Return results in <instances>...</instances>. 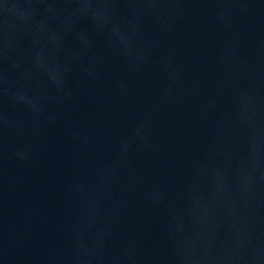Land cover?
<instances>
[{
	"label": "water",
	"instance_id": "obj_1",
	"mask_svg": "<svg viewBox=\"0 0 264 264\" xmlns=\"http://www.w3.org/2000/svg\"><path fill=\"white\" fill-rule=\"evenodd\" d=\"M48 6L53 14L28 28L17 53L21 69L0 62V74L7 68L11 82L23 73L33 91L47 94L54 92L55 80L66 76L78 103L59 109L46 104V112L55 113L54 125L40 117L37 137L6 135L0 141V264H65L84 203L73 186L79 182L77 187L90 194L113 167L120 183L104 199L90 229H107L112 251L128 240L137 254L166 257L173 241L183 239L184 264H246L251 252L233 244L236 217L229 212L238 203L244 174L258 177L264 168V0H182L172 36L159 35L146 20L144 31L153 43L135 74L108 47L104 34L70 14L77 4L47 0L41 12ZM134 6L90 0L82 11L103 27L106 17L97 9L111 7L117 16H127ZM24 7V0H0V53L4 22L19 24ZM169 50L178 69L171 85L156 63ZM97 58L102 59L98 75L89 79L81 67ZM117 77L127 86L126 97L116 92ZM249 86L259 90L260 98L240 110L239 92ZM16 115L31 123L23 112ZM142 120L157 151L149 156L138 152L131 159V167L143 172L138 183L125 186L128 168L120 156L121 141L142 134ZM253 134L259 145L256 169L248 146ZM15 151L25 158H17ZM153 179L163 188L165 204L145 199ZM113 200L122 202L118 215ZM168 208L176 213L175 221ZM237 216L243 224V209ZM170 224L181 228L171 239L166 235Z\"/></svg>",
	"mask_w": 264,
	"mask_h": 264
},
{
	"label": "clouds",
	"instance_id": "obj_2",
	"mask_svg": "<svg viewBox=\"0 0 264 264\" xmlns=\"http://www.w3.org/2000/svg\"><path fill=\"white\" fill-rule=\"evenodd\" d=\"M78 5L70 14H75L80 20H88L97 33L104 34L106 44L112 48L124 61L129 74H135L147 62L149 48L152 41L144 31V23L150 20L155 31L162 36H172L175 32L173 17L182 15L179 8L182 0H121L129 5H135L130 9L129 15H116V9L105 7L102 11L105 15L103 27L95 24L94 16L87 15L82 11L90 3V0H70ZM113 0H97L100 4H110ZM47 0H24V13L19 24L4 22V45L3 52L0 53V62L10 65L14 71L21 69L20 58L17 55L25 39L28 37V28L36 23H42L43 19L53 14V9L44 7L41 12V5ZM41 17L38 22L37 17ZM218 20H222L219 11H216ZM102 63V59L97 58L91 65L81 67L85 77L95 79L98 75L96 65ZM167 74L169 85L176 82L178 69L174 65L172 52L166 51L159 55L156 61ZM264 68V65H262ZM7 68L4 74H0V141L6 135L23 136L30 134L37 137L39 133V118L43 117L49 124H55V113L46 112V104L54 105L57 109L65 104L78 103V97L74 96L68 86L67 77L54 81V92L47 94L44 90L37 88L33 91L26 83L24 74L21 73L11 82L7 77ZM261 82H264V70L261 72ZM115 89L118 95L126 97L127 86L121 78L115 80ZM83 91L81 85H77ZM260 98L259 90L249 86L240 90L237 100L238 109L242 110L247 103H255ZM17 112H23L30 124L17 117ZM238 111V115H239ZM146 121H140L138 127L143 129V133L121 141L120 156L124 165L128 168L127 184L132 186L139 182L143 172L142 167L132 168L130 161L137 153L145 156L154 155L157 151L156 143L150 130L145 127ZM250 123V121H248ZM249 154L251 156V167L260 168L258 160L259 145L257 134L250 136L248 140ZM14 155L23 160L25 157L20 151H15ZM117 179V169L113 167L109 177L102 181L98 188L86 193L79 182L73 186L74 191L84 198V203L80 209L77 222L72 227L70 239L71 255L65 264H184L185 256L182 254L185 241L174 240L171 253L166 257L158 254L140 255L135 251L130 241L124 240L119 247L112 251L107 241V229L90 231L94 218L100 211L104 199H110L113 188L119 184ZM238 203L230 207V217H236L231 224V240L237 249H244L251 252L246 264H259V260L264 257V168L259 171L258 177H252L247 172L238 187ZM102 194V195H101ZM145 199L151 204H165V194L158 181L153 179L151 185L145 190ZM121 201H112V207L116 214H119ZM243 209V224L239 222L237 214ZM170 221L176 220V213L171 208L167 210ZM257 230L259 235H256ZM181 228L178 225L170 224L166 235L169 239ZM243 256V253H241Z\"/></svg>",
	"mask_w": 264,
	"mask_h": 264
}]
</instances>
